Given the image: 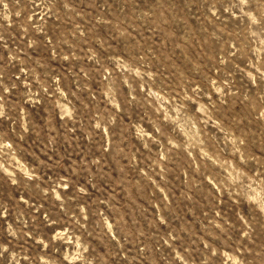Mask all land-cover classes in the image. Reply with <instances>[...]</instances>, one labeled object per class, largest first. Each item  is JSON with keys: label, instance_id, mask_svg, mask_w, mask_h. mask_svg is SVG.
<instances>
[{"label": "rangeland", "instance_id": "374dc122", "mask_svg": "<svg viewBox=\"0 0 264 264\" xmlns=\"http://www.w3.org/2000/svg\"><path fill=\"white\" fill-rule=\"evenodd\" d=\"M0 264H264V0H0Z\"/></svg>", "mask_w": 264, "mask_h": 264}]
</instances>
